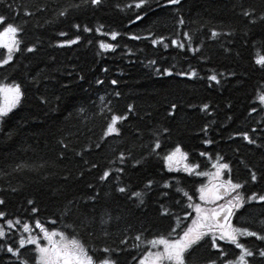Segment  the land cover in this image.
<instances>
[{
    "label": "trees",
    "instance_id": "trees-1",
    "mask_svg": "<svg viewBox=\"0 0 264 264\" xmlns=\"http://www.w3.org/2000/svg\"><path fill=\"white\" fill-rule=\"evenodd\" d=\"M135 2L103 0L99 7L86 0H4L0 4V15L24 29L22 51L0 66V84H19L23 93L9 116L0 121V199L7 202L0 210L9 219L28 223L33 234L42 237L35 229L39 220L49 230H63L70 237L78 234L89 248L94 241L66 225L84 214L98 217L110 211L119 217L109 227L112 239L117 243L120 238L128 240L120 264H138L139 251L145 253L144 240L135 241L136 235L143 233L146 239L167 236L177 216L184 220L186 213H192L187 208L189 201L176 187L196 202L197 188L206 181L196 173L214 171L218 156L230 164L234 181H247L242 192L264 194V179L252 184L248 171L251 168L258 176L264 172V105L257 100V94L264 91V73L254 65L255 57L262 53L264 24H247L239 14L241 6L259 10L264 0H181L180 5L148 0L141 10L134 7ZM66 9L68 14L60 16ZM25 10L35 15L25 16ZM138 12L144 19L133 22ZM180 19L185 20L184 25L178 23ZM77 24L79 30L74 27ZM84 27L91 31H83ZM111 31L120 33L117 40L104 35ZM211 31L221 35L211 38ZM61 32L67 35L61 36ZM185 32L191 35L190 47L199 52L188 50ZM229 32L232 34H224ZM132 35L141 39H130ZM77 36V43H65ZM154 37H164L169 47L153 45ZM172 39L186 48L171 45ZM101 41L117 47L102 51ZM27 47L35 50L27 52ZM5 56L6 50L0 51V59ZM164 68L173 75L157 72ZM193 70L197 76L191 79L175 74ZM219 73H223L218 75L220 85L207 79ZM172 103L178 108L169 116ZM204 104L209 105L207 112L201 111ZM253 107L256 112H251ZM112 114L127 115L128 119L118 124L122 135L103 139ZM205 127L206 134L202 131ZM253 128L258 131L252 132ZM245 131L262 146L248 145L238 135ZM157 139L161 147L153 152ZM207 139L213 143L206 145L203 141ZM178 145L187 153L189 164L199 165L191 175L184 170L168 171L164 157ZM121 152L129 157L126 164L118 160ZM93 163L98 167L91 168ZM17 165L22 167L17 169ZM117 167L125 171L118 173ZM106 170L112 176L102 183L99 176ZM117 176L121 186L129 188L128 194L116 191ZM150 180L153 187L145 195L144 205L137 206L128 195L143 190ZM164 183L172 187L165 189ZM93 196L95 202L90 199ZM28 200L35 201L37 213L31 212L33 205ZM177 200L183 203L177 204ZM162 205L172 215L161 216ZM262 214L264 208L259 204H248L237 211L233 223L264 230ZM21 235H27L22 228L9 243ZM243 242L250 248L261 243L255 238ZM207 251L202 250L205 255ZM13 259L0 252V264H10Z\"/></svg>",
    "mask_w": 264,
    "mask_h": 264
},
{
    "label": "snow or ice",
    "instance_id": "snow-or-ice-1",
    "mask_svg": "<svg viewBox=\"0 0 264 264\" xmlns=\"http://www.w3.org/2000/svg\"><path fill=\"white\" fill-rule=\"evenodd\" d=\"M86 2L92 7H99L102 5L103 0H86ZM2 3H4V0H0V4ZM147 3L148 0H136L134 7L141 10L145 8ZM167 4L180 5L181 0H167ZM74 7H79V5H74ZM128 7H133V5H129ZM8 8L12 10L11 5H8ZM43 10L37 8V11ZM67 14V9L59 13L62 17ZM239 14L245 19L247 24L255 25L257 22L264 24V6L259 10L254 6L247 8L241 6V12ZM24 15L34 16L35 13L25 10ZM144 15H147V12ZM143 19L144 16L138 12L133 22L142 21ZM178 23L184 25L185 20L180 19ZM74 27L79 30L80 25L77 24ZM23 31L24 29L21 25L9 22V18L6 15H0V49L6 50V56L0 59V66L9 64L13 60L14 53L22 51L20 47V35ZM83 31L90 32L91 29L84 27ZM97 32H100L99 28ZM224 34L231 35L232 33ZM60 35L65 36L67 34L61 32ZM104 35L110 36V39L115 41L120 33L111 31L104 33ZM183 35L189 41L188 50H191L193 53L199 52L200 49L190 47L191 35L187 32ZM220 35V32L211 31V38H217ZM79 39L80 37L77 36L76 39L68 40L65 43L68 45L75 44ZM130 39L140 40L141 36L132 35ZM164 39V37H154L151 39V43L153 45L163 44L165 48H168L169 44L164 43ZM170 43L180 49L186 48L185 44L180 43L176 39H172ZM61 46L64 45L62 44ZM99 47L102 51H109L115 50L117 45L101 41ZM261 49L262 53L257 54L254 59V65L256 71L264 73V41L261 42ZM34 50L33 47L26 48L27 52H33ZM225 50L228 51L227 49ZM150 63L155 64V61H150ZM157 72L166 76L173 75V72L167 68L157 69ZM175 74L177 76H187L189 79L197 76L194 70L190 72H177ZM218 75L222 76L223 73L211 74L207 76V79L214 82L215 85H220L221 81L218 79ZM232 75L234 76L235 73H232ZM98 83H102V81H98ZM112 83L115 85L117 81L113 80ZM212 86V84L209 85V87ZM0 94H4L6 99V103L0 105V121H3L19 103L23 93L19 84H0ZM257 100L260 105H264V91L257 94ZM208 107L209 105L204 104L201 111L207 112ZM177 108L178 105L172 103L168 115L173 116ZM132 111V106H129L128 112L131 113ZM256 111L257 109L255 107L251 109V112ZM127 119V115L112 114L110 122L106 125L103 139H107V137L112 135H122V130L118 127V124ZM202 131L206 134L208 128L205 127ZM251 131L257 132L258 129L253 128ZM238 135L248 145H255L256 147L262 146L257 144V140L247 131L239 133ZM203 142L206 145H210L213 143V140L207 139ZM64 146L67 148L66 144ZM97 147H100V145L97 144ZM160 147V142L157 139L152 151L154 152L155 149H159ZM177 154H180L182 159L187 161V153H183L181 147L178 145L171 153L164 157L169 162L167 164L169 172L173 171L171 162L176 158ZM77 155H80V153ZM200 155L205 156L206 153L201 152ZM128 158L124 152H121L118 160L121 164H126ZM216 159L217 162L212 165L216 169L215 172L196 173L200 176L211 177L207 186L201 185L198 189L200 203H192L193 197L180 187H176L177 193H182L189 201L187 208L192 209L195 213L190 224H182L181 217L177 216L176 224L171 227V231L167 236L161 235L152 239H146L143 233H141L133 238L137 242L143 239L146 245L145 253L139 259L138 264H264V230H255L244 224L233 223V218L237 215V211L244 208L245 205L256 203L261 208H264V194L252 192L251 195H247L242 192L241 189L245 188L247 181L245 183L234 181L231 175L232 169L230 164L224 162L221 156H218ZM84 163L88 164L89 162L85 160ZM112 163L115 164V161ZM136 163L139 164L140 161H136ZM21 167V165H17V169ZM97 167L98 165L91 164V168ZM197 168H199L198 164H189L186 162L183 165V170L189 175L193 174ZM176 170L179 171V168ZM115 171L123 173L125 169L123 167H117ZM248 171L252 184L258 183L260 179H264V172H261L260 176H258L257 171L251 168ZM111 176V171L106 170L99 176V180L105 183L109 181ZM115 179L117 181L116 191L120 194H128L129 188L121 186L120 177L117 176ZM153 184L154 181H148L143 190L132 191L128 195V199L134 204H137V206H143L145 203L144 197L152 189ZM162 187L168 189L172 186L164 183ZM13 191H16V189H13ZM163 195H167V193H163ZM90 199L95 202L96 197L93 196ZM6 203L4 199H0V206H6ZM27 203L33 205L31 207L32 213L38 212L35 201L28 200ZM176 203L182 204L183 201L177 200ZM160 215L170 216L172 213L162 205ZM191 215L190 212L186 213L183 219L187 220ZM113 219H119V217H113L110 211H105L98 217L94 214H84L78 220L74 221L72 225H66L72 228L73 233H76L79 229L81 232L87 234L94 241L93 246L89 248L88 244L80 239L78 234L70 237L63 230H49L39 220L35 221V229H39L42 237L39 234H33V227L28 223L22 222L19 218L15 220L9 219L8 214L0 210V242H2L0 243V252H4L10 258H14L10 261V264H120L119 257L121 253L127 251L126 245L128 244V240L127 238H120L117 243L116 240L112 239V233L109 231V227ZM51 223L56 224L57 221L52 220ZM260 223L264 225V219ZM20 228L27 235H21L18 239H13L9 243V238L14 237L15 231ZM246 238H255V240L261 243L255 248H250L243 242ZM41 239L47 241V244H42ZM226 245H230L231 248L226 247ZM28 246L33 247L29 248ZM135 247L139 248V243ZM205 248L208 250L206 255L202 252ZM26 253H32V255H26ZM133 259L136 258L133 257Z\"/></svg>",
    "mask_w": 264,
    "mask_h": 264
},
{
    "label": "rangeland",
    "instance_id": "rangeland-1",
    "mask_svg": "<svg viewBox=\"0 0 264 264\" xmlns=\"http://www.w3.org/2000/svg\"><path fill=\"white\" fill-rule=\"evenodd\" d=\"M5 103H6V99H5L4 94H0V105L5 104ZM16 106H17V105H16ZM16 106H15V107H16ZM15 107H14V108H15ZM14 108H13V109H14ZM186 162H187V161L183 160L182 157L180 156V154H177L176 158L171 162V165H172L173 171H177V170H176L177 168H179V170H183V165H184V163H186ZM166 163L168 164L169 162L166 161ZM187 163H188V162H187ZM215 171H216V169H214V171H212V172H215ZM212 172H210V173H212ZM205 178H206V181H205V184H204V182H203V185L207 186V185L209 184L210 180H211V177H209V176H205ZM199 188H200V187H199ZM199 188H197V200H196V202H194V203H200V200H199V195H200V193H199V191H198ZM221 202H222V201H221ZM191 211H192V209H191ZM190 213H191V212H190ZM191 214H192V215L190 216L191 218H188L187 220H181L183 224L188 225V224L191 223V219L195 216V213L192 211ZM42 244H47V241L43 240ZM153 251H155V249H153ZM139 252H140V255H141V257H142L143 254H144V252H143L142 250H140ZM140 255L138 254V256H140ZM141 257H140V258H141Z\"/></svg>",
    "mask_w": 264,
    "mask_h": 264
}]
</instances>
